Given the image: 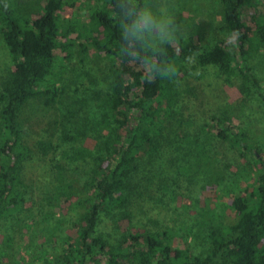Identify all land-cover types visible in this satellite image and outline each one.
<instances>
[{
	"label": "trees",
	"instance_id": "1",
	"mask_svg": "<svg viewBox=\"0 0 264 264\" xmlns=\"http://www.w3.org/2000/svg\"><path fill=\"white\" fill-rule=\"evenodd\" d=\"M66 1L42 0L36 15L31 16L21 11L19 0H0V36L11 63V71L0 80V216L17 210L22 203L16 182L19 164L31 148L21 142V108L29 99L51 105L59 98L62 87L49 88L43 82L52 71L56 51L68 52L74 42L81 45L78 39L83 38L86 46H80L81 50L91 47L112 60V92L106 103L118 125L114 139L99 144L95 159L103 175L91 185L86 183L90 191L82 200L78 196L82 188L77 187V178L70 176L73 168L57 165L56 195L69 202L68 207L74 204L82 209L73 223L74 237L62 255L54 263H43L264 264V153L245 137L224 130L218 116L211 117L213 135L240 157L249 155L255 168L244 189L228 190L224 208L233 220L224 223L211 218L206 226L208 246L193 254L187 245L175 242L183 238L171 227L150 231L145 224L135 225L131 216L132 202L140 197L142 177L150 187L174 171L188 180L212 171L216 162L205 143L193 138L188 166L175 168L166 162L160 169L166 151L171 152L166 150L165 138L174 135L171 123L177 121L175 104L180 93L166 75L172 62L193 56L199 65H213L225 81L229 82L231 74L239 76L243 93L254 92L264 101V88L247 53L252 41L264 46V0H218L221 18L233 38L229 42L215 40L207 47L191 36L176 42L150 41L138 24L143 0H94L86 20L77 28L58 17ZM71 32L74 37L69 36ZM179 70L177 66L174 74ZM62 139L68 137L64 134ZM85 155L89 156L87 149L77 148L72 157ZM145 164L153 169L149 174L143 171ZM150 210L147 208L148 213ZM102 218L107 220L108 232L114 234L111 241L97 232Z\"/></svg>",
	"mask_w": 264,
	"mask_h": 264
},
{
	"label": "rangeland",
	"instance_id": "2",
	"mask_svg": "<svg viewBox=\"0 0 264 264\" xmlns=\"http://www.w3.org/2000/svg\"><path fill=\"white\" fill-rule=\"evenodd\" d=\"M19 1L21 11L31 16L36 15L42 2ZM93 1L67 0L58 17L72 28L80 27ZM138 24L152 42H176L191 36L207 47L215 40L229 42L233 38L221 18L218 0H143ZM69 36L74 37L75 33ZM78 41L81 45L74 42L68 52L56 51L52 71L43 82L49 88L62 87L59 98L51 105L29 99L19 113L21 142L31 150L19 164L16 187L22 203L17 210L0 216V264H44V260L54 263L74 237L73 223L82 208L74 204L68 207L69 202L56 195L57 165L73 168L70 176L77 178V187L83 192L79 193V200L90 191L86 183L103 175L97 168V149L103 139H114V127L118 125L106 103L112 92V60L91 47L81 50L85 41ZM247 53L248 63L264 88V46L252 41ZM177 66L180 70L174 74ZM10 71L9 55L0 36V80ZM166 75L174 80L180 94L175 104L177 121L171 123L175 133L165 138L166 150L171 152L166 151L160 169L166 162L175 168L188 166L193 138L205 143L216 162L212 171L206 169L188 180L171 172L159 183L151 184L152 188L142 177L140 197L132 202L131 216L135 225L145 224L150 231L171 227L183 238L175 242L187 245L196 254L208 246L206 226L211 218L224 223L233 220L232 213L224 208L228 190L244 189L255 169L249 155L240 157L213 135L211 117H220L224 130L245 137L264 153V101L254 92L244 94L239 76L231 74L229 82L225 81L213 65H199L193 56L172 62ZM64 134L68 139H62ZM77 148L87 149L89 156L73 158ZM144 160L138 163L141 165ZM151 170L146 164L143 167L147 174ZM147 208L152 210L148 213ZM106 221L102 218L97 232L111 241L114 234L108 232Z\"/></svg>",
	"mask_w": 264,
	"mask_h": 264
}]
</instances>
